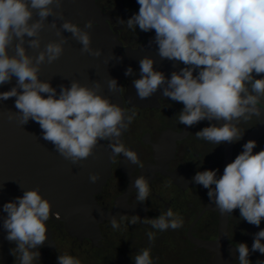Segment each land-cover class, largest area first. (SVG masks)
I'll list each match as a JSON object with an SVG mask.
<instances>
[{
  "label": "clouds",
  "instance_id": "clouds-1",
  "mask_svg": "<svg viewBox=\"0 0 264 264\" xmlns=\"http://www.w3.org/2000/svg\"><path fill=\"white\" fill-rule=\"evenodd\" d=\"M63 0H0V85L16 77V86L0 92V100L15 97L17 112L9 120L18 119L21 125L29 120L39 124L43 139L54 145L55 151L72 164H79L93 155L100 141H109L113 161L121 154L131 163L143 168L137 152L127 148L121 136L136 118V112L113 103L94 88L73 80L70 87L60 85L59 94L49 81L39 77L40 66L53 63L63 54L64 38L45 45L37 56H30L25 48L39 49L40 32L48 17L63 19ZM138 13L119 24H127L136 32L154 30L153 42L158 46L161 59L183 65L167 78L154 69V59L145 56L140 63V78L133 81L140 99L150 98L162 89L163 96L182 103L175 116L178 124L194 126L203 120L223 121L221 126L210 124L195 133L200 140L219 146L239 142L244 132L239 125L255 117L258 123L264 115V0H137ZM34 14L38 19L33 20ZM56 28L55 20L50 25ZM60 27L72 34L81 45V52L99 57L101 50L91 47V36L85 29L94 27L89 20L84 29L65 20ZM57 35H62L57 32ZM15 54H9L13 47ZM194 72L196 73L194 75ZM126 76L134 75L128 67ZM260 77V78H256ZM110 92H121L116 79H109ZM255 140L243 144V151L228 163L221 176L218 170L197 171L192 181L208 189L209 202L214 203L222 215H231L239 209L240 218L257 227L264 221V149L253 153ZM95 184L97 174H90ZM144 176L133 184L136 201L146 202L150 186ZM214 186V187H213ZM7 216L3 219L6 239L15 242L11 249L16 264H38L41 253L32 251L47 240V222L59 213L52 212L51 202L39 188L24 190L21 197L3 205ZM141 222L137 215L113 216L110 224L119 229L121 223ZM159 232L178 230L183 217L171 207L153 219H143ZM154 245L156 232L146 233ZM238 264H252L251 252L264 254V229L254 235L249 249L246 243L235 245ZM134 264H155L152 247L140 248L132 257ZM57 264H81L77 257L64 253ZM256 264H264L257 261Z\"/></svg>",
  "mask_w": 264,
  "mask_h": 264
},
{
  "label": "flooded vegetation",
  "instance_id": "flooded-vegetation-1",
  "mask_svg": "<svg viewBox=\"0 0 264 264\" xmlns=\"http://www.w3.org/2000/svg\"><path fill=\"white\" fill-rule=\"evenodd\" d=\"M94 3L99 11V22L94 27L103 26L123 49L158 48L153 42L154 30L145 33L137 27L134 32L126 23H118L138 13L137 0H94ZM157 57L162 64L170 62L171 72H179L183 67L176 61ZM132 69L134 75L121 82L124 89L120 97L123 107L134 110L136 118L121 139L127 148L137 152L144 167L131 164L123 154L112 160L108 179L94 195L98 208L108 217L98 224L91 237L82 238L72 236L61 217H50L45 244L32 249L41 253L38 264H57L58 256L64 253L77 257L81 264H134L133 255L147 246L152 247L155 264H214L216 260L219 264H238L235 245L246 243L251 250L254 235L264 229V221L259 227L251 225L240 218L239 209L230 216L220 214L216 205L209 202L208 189L195 184L192 177L204 170H218L217 176H221L225 166L243 151V144L249 140L256 141L254 154L264 149V115L260 123L253 117L239 125L245 131L239 142L210 144L198 139L195 133L210 124L221 126L223 121L203 120L191 127L178 124L175 116L183 104L164 97L160 90L140 103L133 93L137 71ZM259 106L264 107V101ZM141 175L150 184V195L143 203L136 201L137 190L133 187ZM168 207L183 217L180 229L159 232L142 223ZM125 215H137L141 222L132 225L124 221L119 229H113L110 219ZM148 231L156 232L154 245L148 241ZM6 236L2 223L0 264H16L10 250L17 245ZM249 259L256 264L264 261V254L251 252Z\"/></svg>",
  "mask_w": 264,
  "mask_h": 264
},
{
  "label": "water",
  "instance_id": "water-1",
  "mask_svg": "<svg viewBox=\"0 0 264 264\" xmlns=\"http://www.w3.org/2000/svg\"><path fill=\"white\" fill-rule=\"evenodd\" d=\"M54 10L62 12L63 19L48 17L45 28L40 32V48L29 47L27 41L31 38L28 37H25L24 46L27 53L35 57L44 50L47 43L67 39L60 58L51 64L45 61L40 66V79L49 81L52 87L57 89V94L60 85L70 87L73 80L90 88H94L98 82L100 93L123 107L119 91L110 92L108 81L116 79L120 87L126 78L128 67L137 71L134 80L139 79V61L145 56L154 59L155 70L170 78L172 68L168 67L172 65L170 62L160 63L157 57L158 48L125 50L103 26L85 29L90 33L91 47L101 50V55L95 57L81 52L82 45L71 33L63 31L60 25L67 20L79 24L84 29L89 20L98 23L99 11L94 0H63L62 7ZM35 19H38V16L34 14L33 20ZM53 20L56 28L50 26ZM58 31L62 35H57ZM9 54H15L14 45L9 48ZM14 86L16 77L9 83L0 85V92L9 91ZM132 86L133 93L142 103L143 100L138 97L133 82ZM17 111L15 97L0 100V227L7 216L2 210L3 205L21 197L24 190L39 188L42 196L51 202L52 212L59 213L72 236L91 237L98 224L108 217L98 208L94 195L101 190L110 174L113 153L108 147L109 141H100L92 156L74 165L61 157L52 143L43 139L37 122L29 120L27 124L21 125L16 118L9 120V115ZM90 174L99 176L95 184L90 182ZM219 263V260H216L214 264Z\"/></svg>",
  "mask_w": 264,
  "mask_h": 264
}]
</instances>
